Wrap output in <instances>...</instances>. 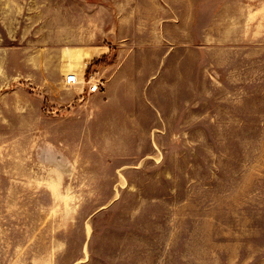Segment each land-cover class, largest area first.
<instances>
[{
  "label": "rangeland",
  "instance_id": "1",
  "mask_svg": "<svg viewBox=\"0 0 264 264\" xmlns=\"http://www.w3.org/2000/svg\"><path fill=\"white\" fill-rule=\"evenodd\" d=\"M157 32L190 51L197 93L153 154L51 121L5 58ZM0 264H264V0H0Z\"/></svg>",
  "mask_w": 264,
  "mask_h": 264
},
{
  "label": "crops",
  "instance_id": "2",
  "mask_svg": "<svg viewBox=\"0 0 264 264\" xmlns=\"http://www.w3.org/2000/svg\"><path fill=\"white\" fill-rule=\"evenodd\" d=\"M158 32L155 41L137 45L126 41L108 46L100 45V38H76L63 42L73 47H66V51L62 47L55 53L52 43L45 49L41 40L19 41L6 51L5 58L12 63L17 59L20 77L30 84L32 95L42 93L52 111L66 114L57 118L52 112L48 117L51 121L63 124L87 120L93 125H107L109 131L118 126L119 134L109 137L121 138L124 132L126 136L152 140L148 154H153L159 150L154 140L178 136L173 125L180 122L182 108L195 105L197 93L196 75L190 72L193 69L188 61L190 51L167 44ZM103 59L107 64H95ZM90 66V72L104 82L101 91L87 93L84 84H66V76L73 73L83 80ZM88 129L92 140L98 137Z\"/></svg>",
  "mask_w": 264,
  "mask_h": 264
},
{
  "label": "built area",
  "instance_id": "3",
  "mask_svg": "<svg viewBox=\"0 0 264 264\" xmlns=\"http://www.w3.org/2000/svg\"><path fill=\"white\" fill-rule=\"evenodd\" d=\"M65 82L70 87H76L84 84L87 86L88 93L99 92L104 87L103 80L97 79L95 73L90 72L83 80L75 73L66 76Z\"/></svg>",
  "mask_w": 264,
  "mask_h": 264
},
{
  "label": "trees",
  "instance_id": "4",
  "mask_svg": "<svg viewBox=\"0 0 264 264\" xmlns=\"http://www.w3.org/2000/svg\"><path fill=\"white\" fill-rule=\"evenodd\" d=\"M95 64H97V65H100V64H107V62H106L105 59H103L102 61L95 62ZM90 70H91V68L89 67V68H88V74L90 73Z\"/></svg>",
  "mask_w": 264,
  "mask_h": 264
},
{
  "label": "bare ground",
  "instance_id": "5",
  "mask_svg": "<svg viewBox=\"0 0 264 264\" xmlns=\"http://www.w3.org/2000/svg\"><path fill=\"white\" fill-rule=\"evenodd\" d=\"M87 56V55H86Z\"/></svg>",
  "mask_w": 264,
  "mask_h": 264
}]
</instances>
